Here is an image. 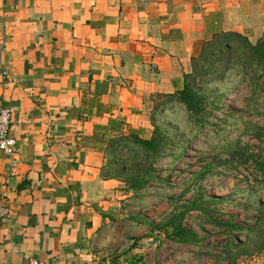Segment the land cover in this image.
Wrapping results in <instances>:
<instances>
[{
  "label": "crops",
  "instance_id": "obj_1",
  "mask_svg": "<svg viewBox=\"0 0 264 264\" xmlns=\"http://www.w3.org/2000/svg\"><path fill=\"white\" fill-rule=\"evenodd\" d=\"M211 15L253 41L264 31V0H0V110L16 140L0 152V264H160L133 193L103 174L106 148L150 137L152 99L182 88Z\"/></svg>",
  "mask_w": 264,
  "mask_h": 264
},
{
  "label": "rangeland",
  "instance_id": "obj_2",
  "mask_svg": "<svg viewBox=\"0 0 264 264\" xmlns=\"http://www.w3.org/2000/svg\"><path fill=\"white\" fill-rule=\"evenodd\" d=\"M250 39L254 42L252 36ZM219 92L225 93L219 102L221 111L213 115L222 119L221 114H231L224 123L217 124L219 132L215 138L213 130L206 129L197 139L189 140L190 126L179 106L159 117L160 124H169L186 135L187 149L175 163L171 157L158 160L155 168L159 180L134 195L131 212L146 221L148 228L162 225L172 214L184 212L183 226L201 240L197 245L171 244L162 231L149 229L161 238L160 264H264V251L250 254L253 248L247 247L245 252L242 246L246 235L255 239L253 228L256 229L258 213L264 205V182L253 162H264V116L251 117L252 112H247L243 102L249 93L241 90L235 80L219 86ZM254 126L259 128V138L254 134ZM236 143L244 148L246 158L253 156V160L246 163L230 159L231 149L227 151L223 146ZM195 202L210 204V212L189 209ZM209 214L222 221L231 219V224L243 227L245 232L226 233L209 223ZM237 248L242 254L232 262Z\"/></svg>",
  "mask_w": 264,
  "mask_h": 264
},
{
  "label": "trees",
  "instance_id": "obj_3",
  "mask_svg": "<svg viewBox=\"0 0 264 264\" xmlns=\"http://www.w3.org/2000/svg\"><path fill=\"white\" fill-rule=\"evenodd\" d=\"M210 17L212 23L206 19V38L199 54L191 59L190 72L182 78V88L173 94L156 95L152 99L153 106L149 115L152 127L150 137L142 139L135 132H131L113 138L107 145L103 174L121 182L124 189L133 195L147 189L151 182L159 180L155 168L158 160L171 157V161L175 163L187 149L184 140L186 135L169 124L159 123V117L165 112L176 106L184 110L187 124L190 126L189 140L197 139L206 129L213 130L215 138L219 132L217 124L224 123L231 114H221L222 119H217L213 115L216 111H221L219 102L225 95L219 92V86L235 80L241 90L249 93L247 100L243 98V102L247 112H252L251 117L264 116V31L259 39L252 42L247 36L220 30L216 15ZM255 128L257 132L254 134L259 138V128L254 126L253 129ZM231 145L223 146L227 151L231 149L230 159L238 158L246 163L252 159L253 156L246 158L244 148L239 144ZM253 162L257 165L258 174L264 182V162L257 160ZM209 205L195 202L189 209L208 214ZM184 214V212L172 214L162 225L151 226L149 229L162 231L164 238L171 243L197 245L201 240L194 232L183 226ZM208 221L214 227L225 229L226 233L245 232L243 227L231 224V219L222 221L209 214ZM257 221L259 222L256 229L253 228L255 239L246 235L242 245L245 252L247 247L253 248L250 254H261L264 251V205L258 213ZM239 248L236 249L237 253L235 252L232 262L241 256Z\"/></svg>",
  "mask_w": 264,
  "mask_h": 264
},
{
  "label": "built area",
  "instance_id": "obj_4",
  "mask_svg": "<svg viewBox=\"0 0 264 264\" xmlns=\"http://www.w3.org/2000/svg\"><path fill=\"white\" fill-rule=\"evenodd\" d=\"M5 75V74H3ZM13 111L11 109L0 110V152L6 156H11L14 153L16 140L9 136V125L11 122ZM9 214V209L6 205L5 198L0 195V221L6 219ZM27 264H45L42 261L25 257Z\"/></svg>",
  "mask_w": 264,
  "mask_h": 264
}]
</instances>
